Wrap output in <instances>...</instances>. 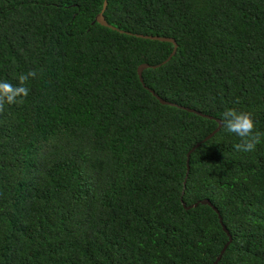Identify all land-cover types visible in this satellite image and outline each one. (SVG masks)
I'll use <instances>...</instances> for the list:
<instances>
[{"label":"trees","instance_id":"16d2710c","mask_svg":"<svg viewBox=\"0 0 264 264\" xmlns=\"http://www.w3.org/2000/svg\"><path fill=\"white\" fill-rule=\"evenodd\" d=\"M101 5L0 0V81L37 73L0 112V264L208 263L201 198L214 264H264V137L222 124L264 133V0H106L117 29Z\"/></svg>","mask_w":264,"mask_h":264},{"label":"clouds","instance_id":"9594fccd","mask_svg":"<svg viewBox=\"0 0 264 264\" xmlns=\"http://www.w3.org/2000/svg\"><path fill=\"white\" fill-rule=\"evenodd\" d=\"M36 74V70L33 69L27 73L19 75L17 84H13L6 80L0 81V112H3L5 104L10 105L23 102L22 99L18 98H24L29 95L30 90L26 86V83L30 78H35ZM222 124L227 132L235 134L240 138V142L234 145L235 150L238 152L254 151L256 146L261 143V138L264 137V133L255 130V122L252 119L251 113L248 112L237 111L233 108H226L222 113ZM193 145L194 143L191 146ZM191 146L185 153V164H187L186 170L188 168L189 153L196 145L193 148H191ZM213 209L216 212L218 219L219 212L215 207Z\"/></svg>","mask_w":264,"mask_h":264},{"label":"water","instance_id":"95a60500","mask_svg":"<svg viewBox=\"0 0 264 264\" xmlns=\"http://www.w3.org/2000/svg\"><path fill=\"white\" fill-rule=\"evenodd\" d=\"M106 4V0H102V5H101V8L98 12L95 13L94 17H93V20H91V23L92 21H96L102 25H106V26H109L113 29H117L115 26L109 24L106 22V20L104 19L103 17V14H102V11L104 9V6ZM120 31V30H119ZM136 36H142V37H146V38H151V39H158V40H166V41H169L172 43V47H171V50L169 52V54L166 56V58H168L170 55L173 54V52L175 51V48H176V42L175 40L173 39V37L171 36H164V35H158V34H143V33H134ZM165 58V59H166ZM150 64H148L147 62H140L137 64L136 66V74H137V77H138V80L140 81V83L143 85V87H145L146 89H148L161 103H167V104H175L171 101H167L163 98H161L158 94H156L151 88L147 87V85H145V83L143 82V79H142V75H141V71L144 67H147L149 66ZM150 66H154V65H150ZM188 110H191V111H196L192 108H187ZM197 113L201 114V115H206L200 111H196ZM216 121H217V124L216 126L211 130L209 131L208 133H206L201 140H205L207 139L209 136H211L219 127L221 121L219 118H216ZM198 142H195L193 146H191V148H193L195 145H197ZM187 165V164H186ZM199 202L201 203H208L212 208H214V206L209 202V200L207 198H201L199 199ZM197 202L194 201L192 202L191 204H184V202H182V205L184 208H187L191 205H195ZM218 220L219 222L221 223V227L222 229L226 232L227 234V239L225 240V242L222 244L221 248L219 249L218 253L216 254V256L214 257V259L211 261V262H208V263H203V264H214L220 257L221 253L223 252L225 246L227 245V243L230 241V234L228 232V230L226 229V227L223 225V223L221 222V217L220 215L218 214Z\"/></svg>","mask_w":264,"mask_h":264}]
</instances>
